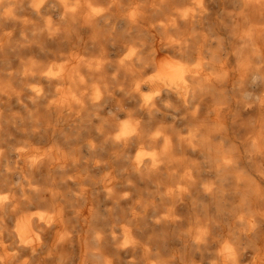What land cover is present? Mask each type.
I'll return each mask as SVG.
<instances>
[{
  "label": "bare ground",
  "instance_id": "6f19581e",
  "mask_svg": "<svg viewBox=\"0 0 264 264\" xmlns=\"http://www.w3.org/2000/svg\"><path fill=\"white\" fill-rule=\"evenodd\" d=\"M247 259L264 0H0V264Z\"/></svg>",
  "mask_w": 264,
  "mask_h": 264
},
{
  "label": "rangeland",
  "instance_id": "374dc122",
  "mask_svg": "<svg viewBox=\"0 0 264 264\" xmlns=\"http://www.w3.org/2000/svg\"><path fill=\"white\" fill-rule=\"evenodd\" d=\"M74 1L75 0H67V2L68 3H74ZM235 5V9L236 10H239V9H241L242 8V5H240V4H234ZM221 17H218V19H220ZM224 51H225V49H224ZM67 52H69V49L67 48ZM87 55H91V54H93V53H96V50L95 49H93V48H91V49H87V51L85 52ZM77 62H72V63H68L69 65H75ZM255 113V110H252V109H247L245 112H244V114H243V116H247V114H254ZM118 121H120V122H123V121H126V117H123V116H119L118 117ZM182 126H184V125H180V128L182 127ZM185 129V128H184ZM184 129H181V130H183L184 131ZM229 148V145L225 148V149H228ZM242 168H243V170H245V173L246 174H249V173H251V172H253V166H251V165H249L248 163H245V164H242V165H240ZM252 174V173H251ZM34 211H36V209H33ZM249 260L250 259H247V260H245L242 264H249Z\"/></svg>",
  "mask_w": 264,
  "mask_h": 264
}]
</instances>
